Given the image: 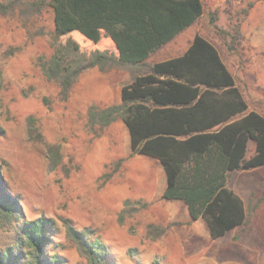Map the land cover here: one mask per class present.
Instances as JSON below:
<instances>
[{
	"label": "rangeland",
	"instance_id": "rangeland-1",
	"mask_svg": "<svg viewBox=\"0 0 264 264\" xmlns=\"http://www.w3.org/2000/svg\"><path fill=\"white\" fill-rule=\"evenodd\" d=\"M202 2L200 31L218 42L249 109L264 115V30L257 33L264 0ZM50 3L0 0V178L20 212L0 221V251L14 245L24 221L44 215L55 220L47 256L58 264H87L60 218L87 228L113 264H264V165L228 174L246 221L212 238L182 201L161 198L162 166L131 153L120 117L105 126L91 120L90 98L101 78L83 82L82 72L62 99L44 75L40 62L55 42ZM108 40L79 45L104 48ZM253 151L249 141L246 157Z\"/></svg>",
	"mask_w": 264,
	"mask_h": 264
},
{
	"label": "trees",
	"instance_id": "trees-1",
	"mask_svg": "<svg viewBox=\"0 0 264 264\" xmlns=\"http://www.w3.org/2000/svg\"><path fill=\"white\" fill-rule=\"evenodd\" d=\"M50 5L54 49L40 67L58 84L62 99L83 71L141 63L204 12L202 0H51ZM105 38L113 41L118 55L79 45L80 39L95 45ZM149 70L122 87L121 104H92L91 120L105 126L120 117L131 153L162 166L166 183L161 198L181 200L192 220L203 218L210 236L221 237L246 221L244 202L227 186V177L237 169L264 165V115L249 109L216 47L198 34L182 55ZM249 141L254 151L246 157ZM19 213L0 178V221L11 222ZM60 221L87 264H113L108 247L87 228H75L68 218ZM54 224L44 215L24 221L14 245L0 251V264H58L55 255L47 256Z\"/></svg>",
	"mask_w": 264,
	"mask_h": 264
},
{
	"label": "crops",
	"instance_id": "crops-1",
	"mask_svg": "<svg viewBox=\"0 0 264 264\" xmlns=\"http://www.w3.org/2000/svg\"><path fill=\"white\" fill-rule=\"evenodd\" d=\"M256 7H259V4H256L255 8ZM261 10H262V7H261ZM262 11L264 12V8ZM201 17L202 15L199 18L195 19L191 24L183 28L181 31H179L172 39H170L169 41L164 43L162 46L152 51L148 55V57L141 63H136V64L123 63L119 67H113L111 69L104 70V71L100 70L98 67L95 66V67H91L83 71V73L81 74V77H84V76L87 77V79L83 78V82L89 79H94V78L96 79L101 78L103 80V84L100 87H98V89H95L94 93H92V97L90 98V106L92 104H97V105L101 104L103 105V107H106V106H111L115 104H121L123 102L122 87L125 84L130 83L133 77H135L136 75H145L149 73L150 65L156 62H161V61L168 60L170 58L182 55L187 50L189 45L192 43L195 35L197 34L202 36L206 40H208L210 43H212L216 47L222 61L225 63L229 71L233 74L227 61L223 57L221 47H219V44L215 40V38L207 34H204L200 31L199 19ZM263 30H264V27L261 28V30L257 27L258 34H260V31H263ZM104 48L109 49L113 51L116 55H118L117 48L115 47V44L113 43L111 39L108 40L106 47ZM158 77L164 78L163 75H158ZM121 121L122 123H124L122 119ZM163 178H164L163 185L160 190V195L162 194L164 187H165V183H166L164 171H163ZM167 201H181V200L175 199V200H167Z\"/></svg>",
	"mask_w": 264,
	"mask_h": 264
}]
</instances>
